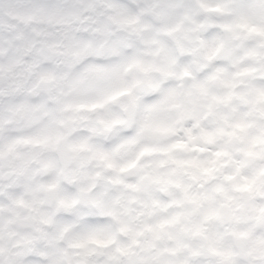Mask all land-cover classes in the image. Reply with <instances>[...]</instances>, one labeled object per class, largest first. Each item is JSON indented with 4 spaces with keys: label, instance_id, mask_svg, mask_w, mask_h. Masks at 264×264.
Here are the masks:
<instances>
[{
    "label": "clouds",
    "instance_id": "9594fccd",
    "mask_svg": "<svg viewBox=\"0 0 264 264\" xmlns=\"http://www.w3.org/2000/svg\"><path fill=\"white\" fill-rule=\"evenodd\" d=\"M0 264H264V0H0Z\"/></svg>",
    "mask_w": 264,
    "mask_h": 264
}]
</instances>
